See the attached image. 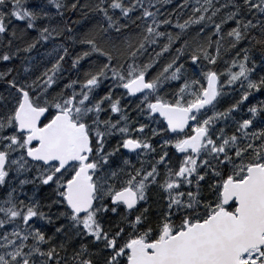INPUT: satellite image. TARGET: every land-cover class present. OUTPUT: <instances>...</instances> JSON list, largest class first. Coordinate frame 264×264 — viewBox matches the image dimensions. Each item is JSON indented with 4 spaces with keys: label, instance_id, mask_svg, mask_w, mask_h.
Returning <instances> with one entry per match:
<instances>
[{
    "label": "snow or ice",
    "instance_id": "1",
    "mask_svg": "<svg viewBox=\"0 0 264 264\" xmlns=\"http://www.w3.org/2000/svg\"><path fill=\"white\" fill-rule=\"evenodd\" d=\"M172 3L0 0V264H264V0Z\"/></svg>",
    "mask_w": 264,
    "mask_h": 264
},
{
    "label": "trees",
    "instance_id": "2",
    "mask_svg": "<svg viewBox=\"0 0 264 264\" xmlns=\"http://www.w3.org/2000/svg\"><path fill=\"white\" fill-rule=\"evenodd\" d=\"M21 23V25L23 24V22H20Z\"/></svg>",
    "mask_w": 264,
    "mask_h": 264
},
{
    "label": "flooded vegetation",
    "instance_id": "3",
    "mask_svg": "<svg viewBox=\"0 0 264 264\" xmlns=\"http://www.w3.org/2000/svg\"><path fill=\"white\" fill-rule=\"evenodd\" d=\"M22 26V25H21Z\"/></svg>",
    "mask_w": 264,
    "mask_h": 264
}]
</instances>
